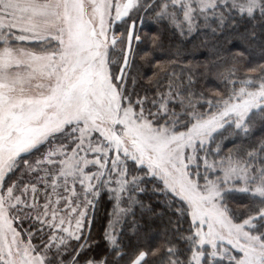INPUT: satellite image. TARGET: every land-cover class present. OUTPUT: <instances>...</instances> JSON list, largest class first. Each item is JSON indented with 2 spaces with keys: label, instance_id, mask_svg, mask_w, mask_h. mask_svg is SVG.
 <instances>
[{
  "label": "snow or ice",
  "instance_id": "1",
  "mask_svg": "<svg viewBox=\"0 0 264 264\" xmlns=\"http://www.w3.org/2000/svg\"><path fill=\"white\" fill-rule=\"evenodd\" d=\"M254 54L264 0H0V264H264Z\"/></svg>",
  "mask_w": 264,
  "mask_h": 264
},
{
  "label": "trees",
  "instance_id": "2",
  "mask_svg": "<svg viewBox=\"0 0 264 264\" xmlns=\"http://www.w3.org/2000/svg\"><path fill=\"white\" fill-rule=\"evenodd\" d=\"M189 47L191 46L189 45ZM233 47L238 48L240 45L235 44ZM158 58L161 60L164 59L163 56H158ZM186 60L199 65L198 76L200 78V84L209 93L223 86L220 79L217 78V73L226 72L232 66L231 63L218 60L215 55L203 48L192 51ZM261 65H264V58H261L258 54H254L251 58L246 57L244 61L239 62L237 65L233 78L257 75L259 74Z\"/></svg>",
  "mask_w": 264,
  "mask_h": 264
}]
</instances>
